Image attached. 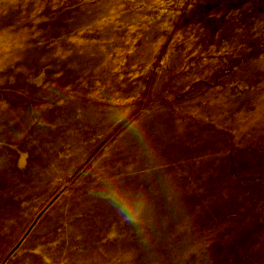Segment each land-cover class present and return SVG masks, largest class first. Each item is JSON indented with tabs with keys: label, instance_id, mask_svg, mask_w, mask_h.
<instances>
[{
	"label": "rangeland",
	"instance_id": "rangeland-1",
	"mask_svg": "<svg viewBox=\"0 0 264 264\" xmlns=\"http://www.w3.org/2000/svg\"><path fill=\"white\" fill-rule=\"evenodd\" d=\"M0 264H264V0H0Z\"/></svg>",
	"mask_w": 264,
	"mask_h": 264
},
{
	"label": "clouds",
	"instance_id": "clouds-1",
	"mask_svg": "<svg viewBox=\"0 0 264 264\" xmlns=\"http://www.w3.org/2000/svg\"><path fill=\"white\" fill-rule=\"evenodd\" d=\"M116 213L129 224H138L143 211V201L135 194H128L117 189H109L102 193Z\"/></svg>",
	"mask_w": 264,
	"mask_h": 264
}]
</instances>
